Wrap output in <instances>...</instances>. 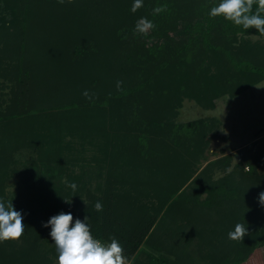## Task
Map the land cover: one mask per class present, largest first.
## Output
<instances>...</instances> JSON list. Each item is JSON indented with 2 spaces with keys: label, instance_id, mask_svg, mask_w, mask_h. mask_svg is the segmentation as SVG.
Wrapping results in <instances>:
<instances>
[{
  "label": "trees",
  "instance_id": "1",
  "mask_svg": "<svg viewBox=\"0 0 264 264\" xmlns=\"http://www.w3.org/2000/svg\"><path fill=\"white\" fill-rule=\"evenodd\" d=\"M132 2L0 0V42L20 61L23 84L27 82L9 102L0 97V199L8 201L6 186L16 173L19 149L38 147L48 162L62 166L64 131L74 137L79 128L82 115L77 111L72 119L56 114L46 122L34 117L39 111L28 95V83L39 78L41 88L49 90L53 87L42 79L45 76L55 84L69 83L78 99L73 102L88 90L92 99L80 100L83 107L98 104L104 112L108 106L125 117L129 133L119 141L128 142L129 154L143 157L146 163L148 181H135L146 185L158 181L161 187L157 205L149 193H120L113 186L100 197L88 192L85 202H70L72 194H68L63 203V190L50 181L43 185L47 197L38 198L33 209L13 200L24 214L25 232L18 239L22 244L0 242V264H54L43 250V242L51 238L43 222L61 211H71L74 220L89 216L93 235L103 241L118 239L128 261L152 241L156 250L171 254L179 245L188 248L197 241L201 252L208 249L203 257L209 258V264H245L255 251L264 250V206L257 201L264 191V174L259 173L264 152L246 153L245 148L233 169L232 157H224L200 170L216 120L174 121L185 99L215 109L217 99L234 97L264 82V45L248 39L264 34L222 16L209 17V9L219 0H144L135 13L130 11ZM157 6L164 10L153 15ZM255 7L254 3L253 11ZM142 16L155 28L134 34ZM68 99L57 93L49 109L60 113L76 105ZM99 126H91L89 137ZM180 154L182 163L173 159ZM157 160L158 165L160 161L168 165L152 176L151 165ZM218 168L224 175L214 179ZM97 201L102 211L96 210ZM237 223L247 232L241 239H229L228 232Z\"/></svg>",
  "mask_w": 264,
  "mask_h": 264
},
{
  "label": "rangeland",
  "instance_id": "2",
  "mask_svg": "<svg viewBox=\"0 0 264 264\" xmlns=\"http://www.w3.org/2000/svg\"><path fill=\"white\" fill-rule=\"evenodd\" d=\"M248 39L264 45V37L252 36ZM10 55L7 49L3 48V42L1 41L0 97L7 102L10 101L11 97L21 94V91L26 88L25 83H27L24 82L23 84L24 73L19 70L20 61ZM45 77L42 79L44 81L49 80L52 87H55L54 89L48 90L46 88L45 91V88H41L42 83L38 80L39 78L29 80L28 83V95L31 96L33 104L36 106V112L39 111V114L34 115V117L48 122L51 117L60 114L72 119L74 118V111H77L82 115L79 122H77L79 128L73 131L74 137L69 134L68 130L64 131L63 150L61 149L63 157L60 161L63 164L62 166L58 163L48 162V159L44 157L38 147L19 149L15 154L16 173L10 178L6 186L7 200H18L25 207L33 209L38 205V198L47 197V191L44 192L43 185L51 181L55 184L54 187H60L63 190L61 196L63 203L68 201L70 197L68 194H72L69 199L70 202L75 199H81L85 202L87 201L88 192L92 196L100 197L106 188L113 186L116 192L120 193L131 192L134 195L149 193L153 196V202L157 205L158 200L155 198L160 192V183L151 181L150 184L146 185V182L142 184L141 181L136 182L138 178L142 181H148L143 170V166L146 164L145 160L143 157L135 158L134 155L129 154L131 153V151H128L130 146L125 147L129 143L123 145L119 141V137L123 139L128 136L127 119L121 117V115L119 116L116 112L113 113V110H109L108 106H106L104 112L101 111L98 104L93 105L90 109L83 107L79 101H82L85 96L76 103L73 102V99H78L76 96L73 97L74 91L69 83L55 84L53 79ZM57 93L60 97L69 98L67 102H71L70 105L73 103L76 105L68 107L67 111L63 108L60 113H57L54 108L49 109L53 105L51 102L57 97ZM198 119L216 120V128L208 137L209 144L205 151L206 158L201 163L200 170L210 162L224 157H232L231 169H233L242 160V151L240 150L245 148H247L246 153L264 152V82L234 97L226 95L217 99L215 109L203 108L194 100L185 99L174 121L183 124ZM93 124H99L101 127L99 126V131L91 138L88 131L91 130ZM102 134L104 136H101ZM100 137H104L105 140ZM68 143L71 146L70 148L67 147ZM173 159L182 163L184 157L180 154L179 157ZM173 159L169 162L174 161ZM159 160L155 165H151L153 167L151 168L153 171L152 176L161 169V166L168 165L164 161H160L158 165ZM259 173L264 174V165L259 169ZM121 175L122 177H120ZM223 175L224 172L219 168L214 171V179H218ZM72 182L79 183L76 191L69 187ZM163 223L167 222L164 221ZM15 241H18V239H15ZM17 243L22 244L21 241ZM180 243L184 244V241H180ZM43 244V250L49 253L48 256L56 264L58 254L51 238ZM154 244L152 241L150 245H144L142 252L136 256L132 264H163V258L168 259L167 264H209V258L203 257V255L206 256L205 252L208 249L201 252L202 250L199 249L197 241L191 242L188 248L179 245L178 250L174 251L175 254L156 250L152 246ZM245 264H264V250L255 251Z\"/></svg>",
  "mask_w": 264,
  "mask_h": 264
},
{
  "label": "clouds",
  "instance_id": "3",
  "mask_svg": "<svg viewBox=\"0 0 264 264\" xmlns=\"http://www.w3.org/2000/svg\"><path fill=\"white\" fill-rule=\"evenodd\" d=\"M63 2V0H61ZM255 3V11L253 4ZM144 0H133L130 11L135 13L143 7ZM162 6L152 9L153 15L163 11ZM208 15L211 18L222 16L243 29L255 27L257 31L264 34V0H219L212 6ZM155 28L152 20L146 16L140 17L133 28V33H146ZM122 81L117 82L120 88ZM83 95L92 99L88 90ZM69 187L76 191L77 185L72 182ZM257 201L264 206V191H260ZM97 211H102L103 205L97 201ZM43 227L49 228V236L56 247V264H125L123 245L115 237L110 241H103L93 235L89 216L84 219L76 217L71 211H61L43 222ZM25 232L24 214L17 210L13 201L0 199V242L19 239ZM247 229L241 223H237L233 230L228 232V238L232 240L241 239L245 236Z\"/></svg>",
  "mask_w": 264,
  "mask_h": 264
},
{
  "label": "crops",
  "instance_id": "4",
  "mask_svg": "<svg viewBox=\"0 0 264 264\" xmlns=\"http://www.w3.org/2000/svg\"><path fill=\"white\" fill-rule=\"evenodd\" d=\"M143 247L144 246H142V249L134 256V258L132 259V260H130V261H128V260H125V264H132L133 263V261H135V258H136V256H138L141 252H142V250H143ZM159 259H161V258H159ZM157 260V259H156ZM163 261H164V263L165 264H167L168 263V260H167V258H166V260L163 258L162 259ZM170 261V260H169ZM156 263V262H155ZM163 263V264H164Z\"/></svg>",
  "mask_w": 264,
  "mask_h": 264
}]
</instances>
